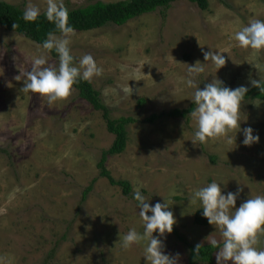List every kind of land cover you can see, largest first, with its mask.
Here are the masks:
<instances>
[{
	"label": "rangeland",
	"instance_id": "rangeland-1",
	"mask_svg": "<svg viewBox=\"0 0 264 264\" xmlns=\"http://www.w3.org/2000/svg\"><path fill=\"white\" fill-rule=\"evenodd\" d=\"M4 1L47 9V0ZM93 1L63 3L73 8ZM256 19L264 20V0H209L205 10L178 0L123 25L70 35L74 65L91 54L103 69L89 82L110 116L136 119L124 151L108 156L106 168L115 180L130 183L131 194L140 190L152 205L165 199L178 235L193 244H206L210 234L220 239L214 226L194 223L201 209L191 202L194 190L215 181L225 193L236 192L239 183L237 207L264 195V103L242 101L241 131L229 134L232 143L221 138L194 145L190 114L145 119L190 106L195 89L185 83L187 64L204 63L203 51L224 53L226 64L217 72L205 62L196 77L201 89L215 76L233 89L263 80L264 50L242 48L234 39ZM41 54L58 68L42 45L0 26V264H145L144 242L124 249L119 239L133 228L143 233L136 202L99 175L101 152L114 140L101 112L74 87L67 99L49 105L40 94L22 92L23 80L15 79ZM247 127L259 135L258 143H242ZM161 239L167 254L179 253L178 264H187L183 241L172 233ZM257 247L264 250V234Z\"/></svg>",
	"mask_w": 264,
	"mask_h": 264
},
{
	"label": "clouds",
	"instance_id": "clouds-1",
	"mask_svg": "<svg viewBox=\"0 0 264 264\" xmlns=\"http://www.w3.org/2000/svg\"><path fill=\"white\" fill-rule=\"evenodd\" d=\"M40 15L39 7L29 5L23 12V19L26 22H34ZM45 15L60 31L61 36L56 37L50 32L42 47L58 54L59 66L57 68L50 64L47 55L41 54L32 59L30 70L20 72L15 79L23 80L22 92L40 94L46 97L51 105L55 101L67 99L76 83L100 76L103 69L97 65L91 54L84 55L79 61V66L74 65V57L69 47L70 35L74 28L68 23L69 12L63 0H47ZM234 39L242 48L264 50V20L249 22L234 33ZM203 56L205 62L211 61L215 65L217 72L226 64L224 53L220 51H203ZM205 62L187 64L185 83L195 89L191 97L194 108L190 116L196 122V130L191 142L194 145H203L212 140L227 138L228 143H232L229 134L235 131L237 135L241 131L240 108L249 89L243 85L235 89L226 87L216 76L201 89L196 77L204 73ZM250 83L264 92V83L260 79H251ZM242 132V143L245 146L259 142V135H254L251 127L242 129ZM239 185L238 183L236 192L225 193L221 184L213 181L194 190L191 202H199L202 216L219 230L220 239L211 234L205 237L208 245L217 249L216 264H264V250L257 247L259 235L264 234V195L248 198L237 207V199L243 192ZM133 198L137 202L139 216L143 221V233L134 228L130 229L123 237H119L121 246L128 249L144 242L145 264H178L179 253L175 256L167 254L161 239L166 233H172L173 226L177 223L169 203L163 198V203L156 202L152 205L151 200L138 189L134 191ZM202 247V244L195 246L194 253L197 256Z\"/></svg>",
	"mask_w": 264,
	"mask_h": 264
},
{
	"label": "trees",
	"instance_id": "trees-1",
	"mask_svg": "<svg viewBox=\"0 0 264 264\" xmlns=\"http://www.w3.org/2000/svg\"><path fill=\"white\" fill-rule=\"evenodd\" d=\"M174 1L178 0H120L115 2L95 0L85 4L84 6L73 8L67 6L65 7L69 12L68 23L74 28V31H89L105 26L109 23L123 25L129 20L145 13L153 12L158 8H166ZM188 1L195 3L201 10L207 9L209 4V0ZM24 10L25 9L22 4L15 5L4 0H0V26L7 31L24 35L40 45H43L44 41L48 39V34L50 32L54 35L61 34L55 25L47 20L45 12H41V15L36 21L26 22L23 19ZM14 24L16 25L15 28L13 27ZM47 51L50 52L51 56L58 60L59 66L58 54L54 50ZM261 82L264 83V79L261 80ZM224 86L228 87L225 83ZM73 87L77 90L79 97L86 100L93 109L101 112V116L105 121L106 129L114 135L112 144L108 149L101 152L100 158L97 162L99 175L107 178L110 184L121 187L123 195L129 196L134 200L133 194H131L132 187L130 183L125 180H115L106 168V161L108 156L119 154L124 151L128 142V126L129 124L134 123L136 119L130 116H120L116 118L111 117L109 114V108L102 101L100 92L95 89L89 81L80 80ZM248 89L249 91L243 101L259 100L264 103V92H261L259 88L253 86ZM144 101V99H140L139 104H143ZM193 108L194 104L191 103L190 106L185 109H173L162 115L153 114L151 117L145 119V121L152 123L155 118L162 117L164 115L170 117H188ZM91 188L92 186L90 185L84 190L82 199L85 198ZM194 223L201 226L209 225L207 219L202 216V209L195 212ZM172 234L178 240L184 242V245L188 250L187 264H214L213 256L217 251L216 248H212L208 245V243L202 244L203 247L197 256L194 253V249L197 244L184 240L183 237L178 235L174 226Z\"/></svg>",
	"mask_w": 264,
	"mask_h": 264
}]
</instances>
